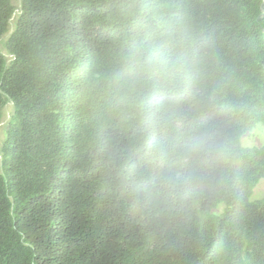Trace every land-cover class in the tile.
Masks as SVG:
<instances>
[{
  "label": "trees",
  "instance_id": "1",
  "mask_svg": "<svg viewBox=\"0 0 264 264\" xmlns=\"http://www.w3.org/2000/svg\"><path fill=\"white\" fill-rule=\"evenodd\" d=\"M0 45V264H264V0H0Z\"/></svg>",
  "mask_w": 264,
  "mask_h": 264
},
{
  "label": "rangeland",
  "instance_id": "2",
  "mask_svg": "<svg viewBox=\"0 0 264 264\" xmlns=\"http://www.w3.org/2000/svg\"><path fill=\"white\" fill-rule=\"evenodd\" d=\"M3 46L0 45V50H2ZM11 103L6 106V110L10 111ZM2 137L1 129H0V138ZM243 144L250 146V145H260L264 142V125L259 126L245 134L242 138ZM264 189L263 182H261L254 190V197H259Z\"/></svg>",
  "mask_w": 264,
  "mask_h": 264
}]
</instances>
